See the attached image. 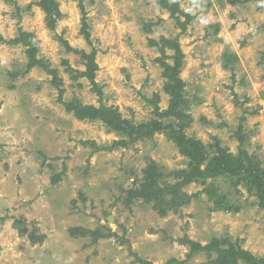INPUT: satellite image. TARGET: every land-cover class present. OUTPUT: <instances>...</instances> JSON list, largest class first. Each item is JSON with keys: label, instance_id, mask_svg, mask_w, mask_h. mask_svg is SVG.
Masks as SVG:
<instances>
[{"label": "rangeland", "instance_id": "obj_1", "mask_svg": "<svg viewBox=\"0 0 264 264\" xmlns=\"http://www.w3.org/2000/svg\"><path fill=\"white\" fill-rule=\"evenodd\" d=\"M14 1L18 10L0 0V264H169L186 259L187 241L204 245L219 237L264 260V209L235 177L185 183L180 193L188 202L160 215L156 200L134 192L145 171L159 173L168 202L172 186L183 183L178 174L188 159L167 132L130 139L102 120L77 119L65 105L111 107L133 124L159 119L156 107L168 111L173 99L163 72L174 50L163 42L176 40L184 103L175 110L181 117L164 119L200 140L208 159L241 149L264 169V7L258 0H200L202 11L194 15L185 11L193 0H56L61 16L53 29L36 0ZM84 15L89 41L81 34ZM22 31L35 36L37 55L57 71L62 94L42 68L26 69L23 45L8 43ZM92 50L94 84L83 76L82 52ZM224 55L236 57L226 69ZM206 186L215 194L205 193ZM218 194L239 210H215ZM207 259L198 252L183 264Z\"/></svg>", "mask_w": 264, "mask_h": 264}, {"label": "trees", "instance_id": "obj_2", "mask_svg": "<svg viewBox=\"0 0 264 264\" xmlns=\"http://www.w3.org/2000/svg\"><path fill=\"white\" fill-rule=\"evenodd\" d=\"M9 4L16 5L14 0H7ZM35 5L43 11L45 25L49 29L55 27L57 19L61 16L58 9V3L56 0H36ZM161 6L166 8L170 15L174 17L173 8L166 3L161 2ZM18 10V8H17ZM84 13V12H83ZM187 15L186 12H182ZM187 20L189 16L187 15ZM182 30H185V24L178 22ZM89 26L86 22L85 15L81 19V34L89 41L90 33ZM217 29V28H216ZM11 44L20 43L25 47V52L27 55L26 69L30 70L33 67H40L48 74L52 75V81L59 89V93L62 94L63 90L59 88L61 81L58 77L57 71L50 67L49 63L37 55L39 50V45L32 33L22 31L17 37L8 41ZM62 43L66 48L73 50L67 44L66 41L62 40ZM167 48L174 50L173 64H166L164 68V74L170 78L167 85V91L172 96L170 107L168 111H158L156 107L155 115L159 119H153L151 122L133 124L129 120L123 119L121 115L111 107L100 106L98 108L93 106H82L80 103L75 101H70L65 103L67 111H72L75 117L79 120L84 119H99L105 124L107 129L115 131L117 133H122L128 136L130 139H135L139 137H151L157 132H167L168 139L173 142L180 154L188 159L187 170H180L178 175L184 176L183 183L174 184L171 188V192L174 195V199L171 201L164 200L163 195L166 194L165 189L169 187L161 188L158 185L159 173L154 170L145 171L144 182L141 184V189L134 192L136 196H144L147 202L155 201L156 209L158 208L160 215H165L168 209L176 208L177 206L187 203L188 199L186 195L181 198L180 187L185 183L192 180L199 182L204 185L207 179L215 178L218 176H225L230 178H236L235 184H242L249 194H253L258 200V205L264 209V169L257 168L253 165L250 158L247 157L245 151L239 149V154L234 155L232 153H221L208 159V153L201 143L200 140L189 138L185 135L182 127L174 124L173 121L168 122L164 118L169 114L179 116V112L175 110L178 105H183V88L184 81L180 78V72L183 67V54L179 49V45L176 40H167L163 42ZM82 56L86 59V71L83 76L94 84L95 71L97 65L94 59V51L92 50L89 54H84ZM236 60V57L224 55L223 67L226 69ZM164 65L163 63H161ZM96 92L99 96H102L100 88L95 87ZM122 143V142H119ZM211 187H204V192L210 195H214V191H210ZM215 210H222L224 212L238 211L239 208L235 205H231L228 200L223 195H216L214 198ZM190 245V251L186 255V259L178 261L175 259H170V263L183 264L185 260L190 258L193 254L202 252L207 255L208 259L200 264H238L243 262L245 264H264V260L261 257L253 256L249 251L240 247L239 244L233 242L228 237H219L211 239L207 244L201 245L199 243L187 241ZM215 254V258H210L212 254ZM141 264H150L149 262L141 260Z\"/></svg>", "mask_w": 264, "mask_h": 264}, {"label": "clouds", "instance_id": "obj_3", "mask_svg": "<svg viewBox=\"0 0 264 264\" xmlns=\"http://www.w3.org/2000/svg\"><path fill=\"white\" fill-rule=\"evenodd\" d=\"M258 4L259 6L261 7H264V0H258ZM194 9H200L202 11V5L200 3V0H193V6L192 7H187L185 8V11L188 13V14H195L194 12ZM201 23H207V20L206 18L204 17H197ZM66 264H71V260H67L66 261Z\"/></svg>", "mask_w": 264, "mask_h": 264}]
</instances>
